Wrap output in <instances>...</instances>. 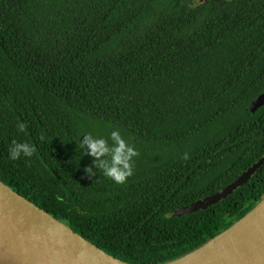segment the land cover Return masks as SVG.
Segmentation results:
<instances>
[{"label":"trees","instance_id":"1","mask_svg":"<svg viewBox=\"0 0 264 264\" xmlns=\"http://www.w3.org/2000/svg\"><path fill=\"white\" fill-rule=\"evenodd\" d=\"M263 90L264 0H0V181L114 257L176 259L264 197ZM114 128L139 152L123 184L77 147Z\"/></svg>","mask_w":264,"mask_h":264},{"label":"water","instance_id":"2","mask_svg":"<svg viewBox=\"0 0 264 264\" xmlns=\"http://www.w3.org/2000/svg\"><path fill=\"white\" fill-rule=\"evenodd\" d=\"M204 1V0H198ZM264 103V90L251 101L254 112ZM263 158L219 190L176 209L180 216L213 205L243 185ZM264 215V197L230 226L188 253L160 264H264V237L218 244ZM209 248H205L207 246ZM221 246V247H219ZM219 247V248H217ZM0 264H136L114 257L74 232L68 225L0 181Z\"/></svg>","mask_w":264,"mask_h":264},{"label":"clouds","instance_id":"3","mask_svg":"<svg viewBox=\"0 0 264 264\" xmlns=\"http://www.w3.org/2000/svg\"><path fill=\"white\" fill-rule=\"evenodd\" d=\"M18 132H24L26 124L17 121ZM79 148L81 156L91 157V163L84 167V173L89 178L96 175L97 170L116 184H123L127 178L134 174V158L139 155L136 147L125 138L119 128H114L107 136L94 135L85 132L80 137ZM36 147L29 141L13 139L8 149V156L15 161L22 156L30 158ZM183 159H188V154H183Z\"/></svg>","mask_w":264,"mask_h":264},{"label":"bare ground","instance_id":"4","mask_svg":"<svg viewBox=\"0 0 264 264\" xmlns=\"http://www.w3.org/2000/svg\"><path fill=\"white\" fill-rule=\"evenodd\" d=\"M247 237L258 238V239L264 237V215L261 216L259 219L252 221V223L246 227V230L244 227L243 231H241L240 233L235 232L229 234L228 236L219 238L217 240L218 241L217 244L213 245V247H216L218 244H223V243L231 244L237 242L238 240L239 242H243ZM209 247L210 246L208 245L205 248L207 249Z\"/></svg>","mask_w":264,"mask_h":264}]
</instances>
